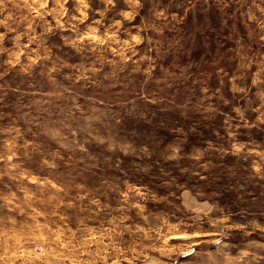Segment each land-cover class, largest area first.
Segmentation results:
<instances>
[{"label":"rangeland","instance_id":"1","mask_svg":"<svg viewBox=\"0 0 264 264\" xmlns=\"http://www.w3.org/2000/svg\"><path fill=\"white\" fill-rule=\"evenodd\" d=\"M0 264H264V0H0Z\"/></svg>","mask_w":264,"mask_h":264}]
</instances>
